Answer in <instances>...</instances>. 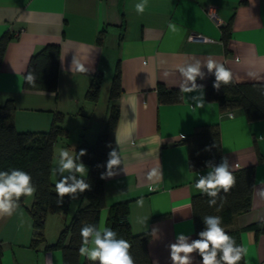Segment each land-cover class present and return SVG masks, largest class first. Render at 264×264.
Wrapping results in <instances>:
<instances>
[{
  "label": "crops",
  "instance_id": "1",
  "mask_svg": "<svg viewBox=\"0 0 264 264\" xmlns=\"http://www.w3.org/2000/svg\"><path fill=\"white\" fill-rule=\"evenodd\" d=\"M139 2L0 0V36L12 34L0 64V106L12 102L18 132L46 133L55 114H62L67 134L53 145L50 179L55 185L60 179L54 171L55 153L66 148L74 155L82 135L92 141L103 129L111 80L119 67L121 92L113 102L118 121L107 151L109 156L116 150L122 163L114 169L116 175L104 180L105 207L98 225L105 226L110 206L126 202L127 214L120 220L134 235L149 233L152 264H172L168 245L178 234L189 236V242L195 239L190 200L201 194L196 180L211 169L190 170L186 146L180 142L198 125L217 124L222 158L228 159L230 170L254 167L251 208L235 217L234 228L240 230V244L248 250L244 264H264V233L250 228L264 222V198L259 195L264 189V119L248 122L240 111L223 113L216 102L205 98L211 74L205 66L208 59L229 69L235 83L264 82V0H148L143 14L135 10ZM212 10L221 25L210 17ZM228 22L231 28L224 46L220 27ZM169 24L177 31H171ZM46 45L59 48L56 91L24 90L29 59ZM73 58L88 71L71 70ZM196 60L204 74L196 80L203 85L202 108L190 99L198 93L180 90L183 78L178 68ZM95 74L102 75V82L94 102L85 98V92ZM158 85L178 89L185 98L160 104ZM154 168L162 177L150 180L148 173ZM141 199L143 206L137 203ZM30 204L25 199L13 215L0 216L1 264H62L59 250L30 247L32 228L26 210ZM80 204L72 200L66 213L47 216V243L55 241ZM143 218L146 222L139 223ZM192 256L199 264L197 254ZM85 260L80 255L79 263Z\"/></svg>",
  "mask_w": 264,
  "mask_h": 264
},
{
  "label": "trees",
  "instance_id": "2",
  "mask_svg": "<svg viewBox=\"0 0 264 264\" xmlns=\"http://www.w3.org/2000/svg\"><path fill=\"white\" fill-rule=\"evenodd\" d=\"M230 28L231 22L220 27L224 46L227 45ZM11 39L12 34L9 33L0 36V64L6 45ZM58 58L59 48L56 45H46L33 54L23 74V89L55 92ZM29 73L35 77V86L29 84L25 79ZM101 82V74L92 76L90 85L85 92L86 99L97 101ZM214 82L213 72L210 74L209 84L205 89V98L207 101L216 102L221 112L240 111L248 122L264 119V82L238 84L232 79L228 84L221 83L219 90L213 87ZM120 92V70L117 66L109 88L110 105L103 129L96 133L92 141H87L82 135L74 149V156L82 149L86 150V154L80 158V161L87 167V174L83 178L89 183L90 190L77 193L78 198L76 199L65 195L63 204L58 203L59 197L55 191V185L50 179L53 145L58 138L67 134L66 129L61 126L62 114H55L51 127L46 133L18 132L12 122L14 111L12 102L8 101L0 106V171L19 169L28 172L32 177V183L36 186L33 200L26 207L32 228L29 245L33 249L43 245L44 250H59L62 264H80V229L86 223L98 225L100 212L105 207V178L101 177L107 171L108 138L118 121V107L113 102L118 98ZM180 97V90L166 89L164 86L158 85L157 99L160 104L179 103ZM180 143L186 146L188 167L192 171L208 168L207 162H211L214 168L219 166L222 161L220 133L217 124L198 125ZM232 173L236 179L235 185L228 193L220 191L215 206H209L210 197L206 194L201 193L191 197L195 239L198 238L197 234L206 228L202 220L203 217L220 216L222 227L235 238L237 245H241L240 230L234 228V219L251 208L254 167H245ZM221 197L224 198L223 201H221ZM25 199L26 197L22 196L19 203L22 204ZM72 200H79L83 204L77 207L69 221L64 224L55 241L47 243L45 239L47 216L66 213ZM126 214V202L110 206L105 226L115 231L118 239H125L132 245L130 252L135 264H152L148 253L149 233L132 234L129 224L120 220V217ZM250 228L255 233H264V222L251 225ZM1 257L0 242V264ZM197 257L201 259L198 254ZM217 258L219 259V255ZM83 264H94V262L85 260ZM95 264H99V262L97 261ZM239 264H244V260L242 259Z\"/></svg>",
  "mask_w": 264,
  "mask_h": 264
},
{
  "label": "clouds",
  "instance_id": "3",
  "mask_svg": "<svg viewBox=\"0 0 264 264\" xmlns=\"http://www.w3.org/2000/svg\"><path fill=\"white\" fill-rule=\"evenodd\" d=\"M148 6V0H140L135 5L138 14H143ZM212 10L210 13H214ZM169 29L177 31L174 24H169ZM209 73L215 75L213 87L219 90L221 83L228 84L232 80V73L222 63L208 59L205 65ZM71 70L80 73H86L88 69L79 60L73 58ZM183 78L180 86L182 93L196 92L198 95L190 99L196 108L204 106L203 85L196 83L197 77L203 79L201 72V62H186L178 68ZM255 78V74H251ZM27 82L35 86V77L29 73ZM181 96L180 99H184ZM182 138V137H181ZM86 154V150H81L77 155L66 148H61L58 152L56 161L57 167L54 169L60 175V179L55 184V191L59 197L58 203L63 204V197L70 196L72 199L78 198L77 193H84L90 190V185L83 178L87 174L86 166L80 161V158ZM77 161H80L79 163ZM120 154L116 150L109 153L107 160L106 173L101 178L112 177L117 173L114 169L121 165ZM206 166L211 169L207 175H200L196 180L195 188L202 194H206L210 199V207L217 204V197L221 190L228 193L235 185L236 179L233 175L231 165L226 157L222 158L219 166L212 167L211 162ZM68 175H64V173ZM79 174V175H77ZM157 179L162 177L159 168H154L148 173V178ZM71 181V182H70ZM152 190V189H150ZM36 192V186L32 183V177L28 172L12 169L10 171H0V216H11L20 207V198L33 197ZM261 198H264V189L259 191ZM221 197V201H223ZM143 206V199L137 201ZM222 206V204H221ZM147 218L140 219L138 222L144 224ZM203 223L206 228L200 231L198 238L191 240L190 237L180 233L177 235L174 243L168 245L170 249V260L172 264H194L193 253L199 255V264H239L247 255V248L243 245H237L235 238L230 236L222 227V218L220 216H205ZM157 229H153L155 234ZM81 247L79 254L86 257L87 260L99 262V264H135L130 249L132 245L125 239H118L117 234L112 229L100 225L84 224L80 229ZM219 255V259L217 258Z\"/></svg>",
  "mask_w": 264,
  "mask_h": 264
},
{
  "label": "rangeland",
  "instance_id": "4",
  "mask_svg": "<svg viewBox=\"0 0 264 264\" xmlns=\"http://www.w3.org/2000/svg\"><path fill=\"white\" fill-rule=\"evenodd\" d=\"M71 124V123H70ZM94 125V124H93ZM71 126H72V124H71ZM94 127V126H93ZM56 154V156H58L57 154L58 153H55ZM58 159V158H57ZM32 200H33V197H26V202L27 203H31L32 202ZM75 204V202H73L71 205H74ZM50 219V218H49ZM50 221V220H49ZM49 221H48V223H49Z\"/></svg>",
  "mask_w": 264,
  "mask_h": 264
},
{
  "label": "built area",
  "instance_id": "5",
  "mask_svg": "<svg viewBox=\"0 0 264 264\" xmlns=\"http://www.w3.org/2000/svg\"><path fill=\"white\" fill-rule=\"evenodd\" d=\"M209 15L218 25H221L220 21H218L216 15L214 13H209ZM229 115H231V114H229Z\"/></svg>",
  "mask_w": 264,
  "mask_h": 264
}]
</instances>
